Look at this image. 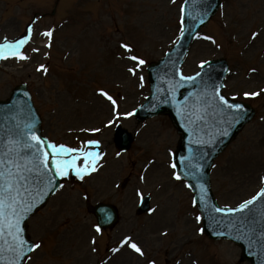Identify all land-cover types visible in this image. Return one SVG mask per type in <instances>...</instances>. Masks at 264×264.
Here are the masks:
<instances>
[{
	"label": "rangeland",
	"instance_id": "374dc122",
	"mask_svg": "<svg viewBox=\"0 0 264 264\" xmlns=\"http://www.w3.org/2000/svg\"><path fill=\"white\" fill-rule=\"evenodd\" d=\"M182 1L0 0V41L21 40L31 29L20 52L28 59L11 56L0 62V99L26 82L42 118V133L51 142L100 153L88 159L89 164L95 159L94 171L81 180L69 170L68 177H61L64 187L28 219L27 234L40 247L23 264H249L236 244L210 240L200 231L191 191L173 176L171 154L178 134L168 117L136 122L126 115L149 93L146 65L177 40ZM44 31L52 32L49 39ZM253 32L259 33L255 39ZM131 56L145 63L137 68ZM220 57L229 66L223 93L256 110L210 173L216 201L232 207L264 183V0H221L192 42L182 72L192 74L202 61ZM130 68H136L135 74ZM253 92L259 94L245 95ZM117 125L133 134L126 151L114 145ZM90 140L100 143L88 144ZM83 164L81 159L77 165ZM125 177L129 180L121 189ZM143 194L151 195V208L136 215ZM98 201L115 204L120 217L101 235L87 208ZM125 237L143 255L128 243L121 245Z\"/></svg>",
	"mask_w": 264,
	"mask_h": 264
},
{
	"label": "water",
	"instance_id": "95a60500",
	"mask_svg": "<svg viewBox=\"0 0 264 264\" xmlns=\"http://www.w3.org/2000/svg\"><path fill=\"white\" fill-rule=\"evenodd\" d=\"M218 5L219 0H187V3L185 1L184 26L180 40L166 58L149 66L151 94L136 110L135 115L138 120L158 113H167L170 116L180 134L174 154L176 169L191 185L195 202L201 212L205 233L210 238L224 237L237 242L241 247L243 259L249 260L251 264H264V236H261L259 231L264 199H257L254 205L250 206L251 213L248 210L234 213L226 210L216 212L214 208L219 207L211 194L208 180L212 160L241 126L251 118L253 110L248 104L231 102L227 99L229 103L243 105V112L237 119L236 110L228 109L219 101L222 79L227 70V65L222 59L208 61L199 75L185 76L193 77L192 80H183L179 73L182 56L193 33L202 25L200 21L204 22L212 15ZM0 116L10 117L8 121L0 120V124H6L7 128H14L17 123L23 125L34 121L35 131L40 135V119L32 107L30 95L24 83L16 86L6 101L0 100ZM129 143V135L119 129L116 138L117 146L125 148ZM46 182L47 178H45ZM55 183L58 186V177ZM28 187L31 196L36 198L34 212L52 192L39 196L38 193L43 188L42 184H34L30 181ZM40 200H43V203H40ZM147 200L148 198L145 197L139 211L147 210ZM106 207L101 206L100 213L97 210V216L101 224L107 225L115 220L116 214L113 208ZM33 212L21 222L22 235L27 240L25 221ZM254 221L256 223H253ZM241 222L244 224L243 228L240 226ZM253 227L256 228L255 235L249 231ZM238 235L242 238L238 239ZM4 240L11 243L12 238L5 236ZM3 243L4 241L0 240V244ZM3 255L6 257L3 264H8V261L13 259V254L9 251H5Z\"/></svg>",
	"mask_w": 264,
	"mask_h": 264
},
{
	"label": "snow or ice",
	"instance_id": "6c2138e0",
	"mask_svg": "<svg viewBox=\"0 0 264 264\" xmlns=\"http://www.w3.org/2000/svg\"><path fill=\"white\" fill-rule=\"evenodd\" d=\"M181 13V23L183 24V7L181 8ZM200 23H203V20H201ZM29 31H31V29H29ZM45 35L51 36L52 32L48 31ZM251 35L252 38L255 39L259 33L253 32ZM204 38L212 40L213 43H215L210 36ZM24 43V39L9 43L7 42V38H5V42L0 44V58H6L5 53H7L17 59H28L26 55L18 51L20 46ZM123 47L131 50V46L128 44H124ZM130 59L138 62L137 68L145 63L143 59L137 56H131ZM207 63V61H202L200 65L201 68ZM39 68L47 71L44 65H40ZM129 72L135 74L136 68H130ZM197 75H199V73H197ZM181 78L183 80L194 79L193 77H185L183 75ZM141 80H143V77H141ZM99 91L100 94L111 101L113 105L116 104V101L107 91L104 89H100ZM258 94L259 93L256 92L245 93L246 96H256ZM218 99L223 105H226L228 109L236 110L237 119L240 117V114L243 112L242 104L229 103L223 95H219ZM205 103H207V101H205ZM132 114L133 113L129 112L126 115L131 116ZM9 119L10 117L8 116H0V120L8 121ZM109 123L111 124L112 122L109 121ZM92 131H99V129H92ZM87 143L98 145L100 142L98 140H90ZM80 152L81 149L79 148H71L65 144H56L48 141L42 135H38L35 131L34 121L24 123L23 125L17 123L14 128H7L6 124H0V240L4 241L3 244H0V264H3L6 260V257L3 255L5 251H9L13 254V259L8 261V264H20L22 258L30 260L31 256L28 255V253L40 247L39 243L30 242L22 235L23 228L21 222L29 213L33 212L36 206V198L32 197L30 194V189L28 187L29 182L42 184L43 188L38 195L45 196L47 193L55 191L57 187L55 183L57 177H68L69 170L74 172L79 179L83 180L85 173L90 169L94 171L96 168L95 159L89 164L88 158H95L99 156L100 153L84 152V164L80 166L76 163L80 158L79 155H70ZM117 155H119V153H117ZM50 164L52 165L51 167ZM176 167L177 164L173 162L171 168L176 169ZM173 176L177 180L181 179L179 172L174 171ZM45 178H47L46 183ZM141 179H143V177H141ZM58 187L63 188L64 185L59 184ZM189 187H191V185H189ZM257 199H264V188H261L256 196L240 203L237 208L225 206L224 209L214 208V211L223 212L226 210L230 213H234L248 210L249 213H251L252 209L250 206H253ZM39 202L43 203V200ZM260 216L261 222L259 224V231L260 235L264 236V211L260 213ZM196 219L199 221L201 217L198 216ZM253 223L256 222L254 221ZM240 226L241 228L244 227L243 222H241ZM95 230L100 232L101 226L99 224L95 225ZM200 231L203 232L204 229L201 228ZM249 231L255 235L256 228H250ZM5 236L12 238L11 243L4 240ZM237 238H242V236L238 235ZM131 239V237H125L124 240L121 241V245L128 243L132 249L143 255L142 249L137 243L131 242ZM92 242L95 243V238H93ZM93 250L95 251V249ZM112 251L117 252L119 249L113 248Z\"/></svg>",
	"mask_w": 264,
	"mask_h": 264
},
{
	"label": "bare ground",
	"instance_id": "6f19581e",
	"mask_svg": "<svg viewBox=\"0 0 264 264\" xmlns=\"http://www.w3.org/2000/svg\"><path fill=\"white\" fill-rule=\"evenodd\" d=\"M88 152V151H87ZM81 160V158H79L78 160H77V163H79V161Z\"/></svg>",
	"mask_w": 264,
	"mask_h": 264
}]
</instances>
